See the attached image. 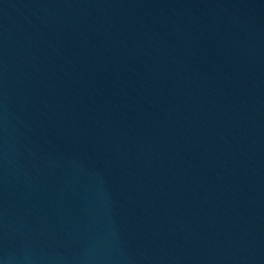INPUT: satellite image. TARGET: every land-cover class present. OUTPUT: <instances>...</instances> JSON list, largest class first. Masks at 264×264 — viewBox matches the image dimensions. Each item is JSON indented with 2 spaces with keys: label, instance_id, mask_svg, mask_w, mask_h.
<instances>
[{
  "label": "water",
  "instance_id": "obj_1",
  "mask_svg": "<svg viewBox=\"0 0 264 264\" xmlns=\"http://www.w3.org/2000/svg\"><path fill=\"white\" fill-rule=\"evenodd\" d=\"M0 264H264V0H0Z\"/></svg>",
  "mask_w": 264,
  "mask_h": 264
}]
</instances>
